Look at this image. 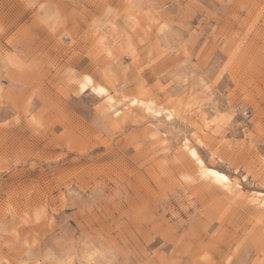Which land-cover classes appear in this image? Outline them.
Segmentation results:
<instances>
[{"label":"rangeland","instance_id":"1","mask_svg":"<svg viewBox=\"0 0 264 264\" xmlns=\"http://www.w3.org/2000/svg\"><path fill=\"white\" fill-rule=\"evenodd\" d=\"M0 264H264V0H0Z\"/></svg>","mask_w":264,"mask_h":264},{"label":"bare ground","instance_id":"2","mask_svg":"<svg viewBox=\"0 0 264 264\" xmlns=\"http://www.w3.org/2000/svg\"><path fill=\"white\" fill-rule=\"evenodd\" d=\"M187 149L189 151V154L193 157V159H195L197 161V168H198V170L196 172H198L199 178H201V179H207V180L210 179L215 184L220 185V186L226 188L227 190L230 189V185H231L230 182L227 179L225 181V180H221L219 178V177H226L224 174L218 172L217 170L210 169V168L206 167V165L203 163V161L198 157V155L195 152L194 148L188 147V148H186V150ZM193 151L196 153V156L195 157L192 155ZM212 173H218L219 175L218 176L212 175Z\"/></svg>","mask_w":264,"mask_h":264},{"label":"snow or ice","instance_id":"3","mask_svg":"<svg viewBox=\"0 0 264 264\" xmlns=\"http://www.w3.org/2000/svg\"><path fill=\"white\" fill-rule=\"evenodd\" d=\"M84 80H85L86 84H87V83H91L90 78L87 77V76L84 77ZM100 92L103 93L104 90L101 88V89H100ZM192 155L195 157V156H196V153L193 151ZM212 175H216V176H218L219 174H218V173H212ZM219 178H220L221 180H225V181H226V179H227L226 177H219Z\"/></svg>","mask_w":264,"mask_h":264}]
</instances>
